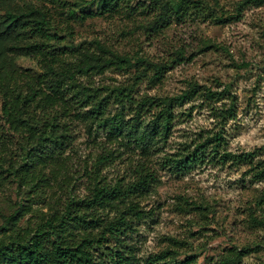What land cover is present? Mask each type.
I'll use <instances>...</instances> for the list:
<instances>
[{"label": "trees", "instance_id": "1", "mask_svg": "<svg viewBox=\"0 0 264 264\" xmlns=\"http://www.w3.org/2000/svg\"><path fill=\"white\" fill-rule=\"evenodd\" d=\"M40 1L59 5L62 0H0V192L15 185L22 194L9 201L11 212L0 223V264H197V254L187 252L185 238L171 236L166 247L143 262L130 238L140 221L151 216L152 209L143 202L158 183L153 155L170 131L175 107L197 95L220 99L225 90L189 81L178 94L136 98L139 81H159L168 62L120 53L99 38L94 47L55 45L65 37L60 32L73 35L70 20L84 21L94 13L131 17L142 7L151 16L135 28L157 31L173 16L197 8L200 0H141L136 5L131 0H95L94 10L68 8L61 22L51 6ZM262 3L240 0L236 9ZM177 54V60L183 59V52ZM18 55L36 56L40 70L18 66ZM130 67H135L132 82L93 81L108 69ZM213 109L220 121L234 115L233 103ZM80 127L94 151L78 166L71 149ZM225 139L221 131L207 135L193 149L187 145L165 154L163 162L182 172L210 154V160L247 164L254 179H264L259 149L226 150ZM118 162L127 164L123 174L109 177L105 168ZM179 205L186 209L192 203ZM251 249L231 246L205 264H242Z\"/></svg>", "mask_w": 264, "mask_h": 264}, {"label": "rangeland", "instance_id": "2", "mask_svg": "<svg viewBox=\"0 0 264 264\" xmlns=\"http://www.w3.org/2000/svg\"><path fill=\"white\" fill-rule=\"evenodd\" d=\"M142 1L131 0V4ZM239 1L200 0L197 8L184 16H173L157 31L135 28L151 16V11L140 7L131 17L94 13L84 21L70 20L73 35L59 33L65 37L55 45L58 49L94 47L93 41L99 38L120 53L143 55L155 63L168 62L159 81H139L136 98L145 94H178L188 87L189 81L212 90H225L220 99L197 95L174 109L170 131L153 155L158 183L143 202L152 209L151 216L140 221L130 238L141 262L166 247L171 236L187 240L185 248L188 253L197 254V264L217 260L231 246L252 247L242 264L264 262V179H254L247 164L210 160V154L182 172L163 162L165 154L182 151L187 145L193 149L197 142L218 131L226 138V150L259 149L258 156L264 157V3L245 5L238 12ZM41 3L51 6L59 22L66 17L68 8L79 12L96 7L95 0ZM177 51L183 52V59H176ZM15 61L22 68L40 70L34 55H18ZM134 72L135 67L111 68L93 76V81L101 85L128 83L133 81ZM152 72L149 69L148 73ZM230 103L234 104V115L220 121L213 108H224ZM115 106H111L112 110ZM132 114L128 111L127 117ZM75 136L71 157L80 166L94 147L81 127L76 128ZM126 166L125 162H118L106 167L105 172L114 178L123 174ZM79 191L84 192L83 188ZM0 193L1 223L11 212L9 201L20 199L22 194H18L15 185ZM180 202L207 208L196 210L185 205L186 209H181ZM183 257L184 254L179 255Z\"/></svg>", "mask_w": 264, "mask_h": 264}]
</instances>
